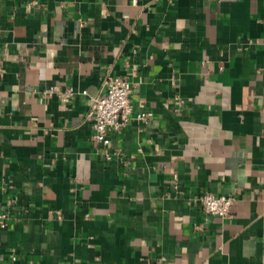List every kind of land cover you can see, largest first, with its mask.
<instances>
[{"label": "crops", "instance_id": "1", "mask_svg": "<svg viewBox=\"0 0 264 264\" xmlns=\"http://www.w3.org/2000/svg\"><path fill=\"white\" fill-rule=\"evenodd\" d=\"M2 213L0 264H264V0H0Z\"/></svg>", "mask_w": 264, "mask_h": 264}, {"label": "built area", "instance_id": "2", "mask_svg": "<svg viewBox=\"0 0 264 264\" xmlns=\"http://www.w3.org/2000/svg\"><path fill=\"white\" fill-rule=\"evenodd\" d=\"M105 94L100 98L90 97V105L87 112V118L91 121L94 131L93 140L108 150L110 146V135L117 133L119 129L127 124L131 119L132 105L130 96L132 88L130 83L123 77L109 76L105 80ZM54 91L50 89L49 93ZM86 94V92H82ZM73 95L71 89L61 94L62 100H67ZM138 121L146 122L150 119L147 112H139L135 115ZM105 159L110 160L109 154L104 152ZM200 205L202 211L212 217L226 218L230 214L234 199L226 195H214L212 193H203L195 200ZM7 214H0V227L5 228ZM16 257H11V264H14Z\"/></svg>", "mask_w": 264, "mask_h": 264}]
</instances>
